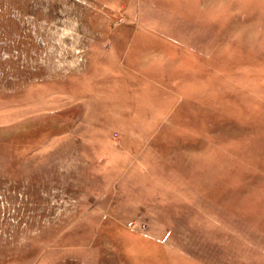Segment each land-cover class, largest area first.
I'll use <instances>...</instances> for the list:
<instances>
[{
  "label": "rangeland",
  "instance_id": "374dc122",
  "mask_svg": "<svg viewBox=\"0 0 264 264\" xmlns=\"http://www.w3.org/2000/svg\"><path fill=\"white\" fill-rule=\"evenodd\" d=\"M0 264H264V0H0Z\"/></svg>",
  "mask_w": 264,
  "mask_h": 264
}]
</instances>
